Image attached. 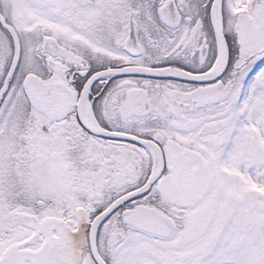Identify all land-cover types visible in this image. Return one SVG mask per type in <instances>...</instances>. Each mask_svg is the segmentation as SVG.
<instances>
[{"label":"snow or ice","instance_id":"6c2138e0","mask_svg":"<svg viewBox=\"0 0 264 264\" xmlns=\"http://www.w3.org/2000/svg\"><path fill=\"white\" fill-rule=\"evenodd\" d=\"M0 264H264V0H0Z\"/></svg>","mask_w":264,"mask_h":264}]
</instances>
